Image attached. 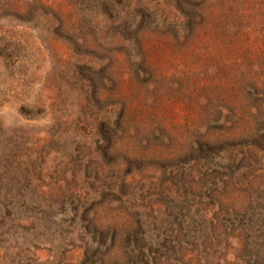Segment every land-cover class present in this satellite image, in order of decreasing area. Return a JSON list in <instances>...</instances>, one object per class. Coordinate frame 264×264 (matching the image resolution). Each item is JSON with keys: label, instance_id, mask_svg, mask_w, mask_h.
<instances>
[{"label": "rangeland", "instance_id": "374dc122", "mask_svg": "<svg viewBox=\"0 0 264 264\" xmlns=\"http://www.w3.org/2000/svg\"><path fill=\"white\" fill-rule=\"evenodd\" d=\"M114 1L130 33L108 31ZM263 1L199 0L190 24L182 7L174 64L158 0H0V264H264ZM142 36L166 73L150 91L125 64ZM195 56L209 89L176 100Z\"/></svg>", "mask_w": 264, "mask_h": 264}, {"label": "trees", "instance_id": "16d2710c", "mask_svg": "<svg viewBox=\"0 0 264 264\" xmlns=\"http://www.w3.org/2000/svg\"><path fill=\"white\" fill-rule=\"evenodd\" d=\"M123 1L124 2L129 1V6H132L130 1H133V0H119V3L123 2ZM159 1L160 0H158V5L156 6V9L158 6L161 7L160 8L161 12L155 11V13H154L155 22H154V24H152V26H154L158 32V33L155 32V34L159 35V37H160L155 48H157L159 50L161 49V53L164 56L166 54L167 49L171 48L170 47L171 43H175V45H173L174 50H176L178 48L180 51L178 54L173 53L172 57L175 60L174 64L176 62L179 63L180 62L179 57L183 56V55H179L182 53L181 50L185 51V48H186L185 45L189 44V36L187 35L186 29H185V26H186L185 23L187 24V22H186L187 16H185V13H184V10L182 9V7L187 6L190 10L189 19H191V20H190L189 24L192 21L196 22V18H198L202 13L201 8H199L200 7L199 6V0H189V2L191 1L195 4L189 3L186 0H164L170 4L168 9H166L165 6H163L164 3H163V5H159L160 4ZM138 3L140 4L141 1H139ZM112 6H113V8H112ZM117 6L118 5H116V2L114 1L112 3V5H110L109 9L102 11L103 12V18H105V20L107 21V25H108L107 29L110 32V31L118 30V28H120L122 30L123 34L124 33L126 34L127 32L130 33L132 31L131 26L134 24V19L131 17V15L128 12H125V11L120 12V13L116 12V11H119V9H120ZM162 10H164V11H162ZM149 13H151V12H149ZM116 18H118V19H116ZM159 19H161L160 23H159ZM86 23H87V26L85 27V29H86L85 32H88L91 29L93 30L94 22L91 23L87 19ZM76 25H78V24H76ZM219 26H221V24ZM150 27H151V25H150ZM78 30L80 31V29H78ZM208 32H209V30H208ZM82 42H84V40ZM133 45H134V49L127 53L128 58L125 61V64H126V67L128 69L130 76L133 77L132 80H134V78H135V82L137 83V81H138V83H137L138 87H139L138 89L150 91V89L152 87H156V86L159 87L160 85L162 87V85L165 84V82H166L165 81L166 73H163V70H160V74H161L160 76H162V77L159 80H158V76H155V72H157V71L155 69H153V67L151 65V62H152L151 57H149L147 55V52L145 50V44H144L143 36L140 39V41L134 42ZM110 59H108V60H110ZM208 66H211V67H208ZM212 66L213 65H212L210 60H207L205 63H202L200 61V59L196 58V56L193 58L191 57L189 59L184 60V69L185 70H183V73L182 74L175 73V75L173 76V78H175V79L171 78V80L177 81V87H178V90L175 91L174 99L179 100L183 96H187L188 98H193L192 95L195 92L208 90L209 87L205 86L206 84L204 83V80L206 81L207 79H204V78H206L209 75V71H210V69H212ZM218 66H220V64H218ZM147 73H148V76H147ZM203 73H204V75H203ZM147 77H150L154 82L150 83V85H148V82H147V86H146L143 83H145L146 80L150 79ZM196 79H200V80L196 81ZM184 80L186 81V83H188L190 85L191 94H189L188 91L184 92L182 90L183 87L185 86V84L183 85ZM242 92L244 94H245V92L249 93L250 95L253 94V91H250V90L249 91H242ZM151 95L153 96L154 93L152 92ZM132 97H133V94H131L129 96V100L131 99L133 102L140 99L139 97L137 99L132 98ZM154 97L157 99L156 101L148 103V101L146 100L144 102L145 106H148L147 104H149V110L151 109L152 110L151 112H153L156 109V106L159 103L158 99L164 101V100H167L168 98H170V97H168L167 99H163V98H159L156 96H154ZM248 97H250V96H248ZM152 101H153V99H152ZM219 102L222 103V101H219ZM120 108L122 109L123 107H120ZM123 111H124L123 112L124 115L121 116V120H120V126H122V127H123V125H125V124H123L124 122H122V121H123L125 114H126L125 109H123ZM215 112L217 113L218 110L216 109ZM215 115H213V114L210 115L209 119H212ZM149 116L154 121L158 120V118H159L158 113H149ZM127 117H132V116L128 115ZM131 121L132 120H126L128 125H130L129 129H134V128L136 129L135 125L129 124ZM213 126H216V125H213ZM157 127H158L157 128V132H158L161 130V126L157 125ZM211 127L209 129H212ZM135 132L137 135L139 132L138 128L135 130ZM199 132H200V130H199ZM196 133L198 136V141H199V139L204 138V134L200 135L197 131H196ZM211 142H212L211 144H214V143L217 144L218 140H214V141L211 140ZM154 159H157V158H154ZM199 161H200L199 159L195 160V162H196L195 165L198 166ZM147 167H148V164H146V166L144 164L143 170L145 168V171H146ZM126 168H129V166L125 167L124 173L126 172Z\"/></svg>", "mask_w": 264, "mask_h": 264}]
</instances>
